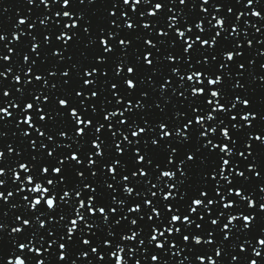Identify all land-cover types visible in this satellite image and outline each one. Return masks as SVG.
Returning a JSON list of instances; mask_svg holds the SVG:
<instances>
[{"label":"snow or ice","instance_id":"snow-or-ice-1","mask_svg":"<svg viewBox=\"0 0 264 264\" xmlns=\"http://www.w3.org/2000/svg\"><path fill=\"white\" fill-rule=\"evenodd\" d=\"M0 264H264V0H0Z\"/></svg>","mask_w":264,"mask_h":264},{"label":"water","instance_id":"water-1","mask_svg":"<svg viewBox=\"0 0 264 264\" xmlns=\"http://www.w3.org/2000/svg\"><path fill=\"white\" fill-rule=\"evenodd\" d=\"M7 2H9V3H14V0H7Z\"/></svg>","mask_w":264,"mask_h":264}]
</instances>
